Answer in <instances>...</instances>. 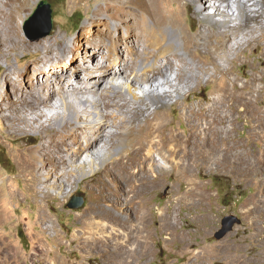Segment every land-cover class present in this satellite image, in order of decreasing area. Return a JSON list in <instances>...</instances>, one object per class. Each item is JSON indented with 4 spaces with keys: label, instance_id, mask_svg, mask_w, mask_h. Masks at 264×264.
<instances>
[{
    "label": "rangeland",
    "instance_id": "rangeland-1",
    "mask_svg": "<svg viewBox=\"0 0 264 264\" xmlns=\"http://www.w3.org/2000/svg\"><path fill=\"white\" fill-rule=\"evenodd\" d=\"M40 1L27 0L25 10L17 18L16 24L24 44L39 39L43 42L46 39L49 42L56 38L63 39L76 53L80 51L75 41L78 34L81 33L85 39L90 34H97L90 23L97 13L101 12L100 18L106 21L112 37H116L126 34L120 15L134 8V5L125 2L127 0H48L53 8L52 29L46 36L29 39L23 26ZM234 2L227 0V24L212 18L216 16L215 7H225L219 0H192V5L188 4V0H164L160 3V15L165 18L166 32L179 33L182 45L179 54L184 57V67H188L192 59L184 50L183 38L193 36L196 44L191 50L197 48L200 51L196 63L200 66L204 63L207 71L198 81L188 80L185 76L177 77L178 73L183 75L177 66L167 71V79L157 74L155 87L161 94L168 92L169 96L163 103L155 105L146 100L145 108L126 107L128 111L136 112V119L124 122L122 128L137 129L143 125L145 116L157 111L161 116L167 115L170 124L166 125V132L169 129V132L175 131L180 135L188 134V117H191L189 109L197 111L199 106L212 108L220 89L231 80H236L238 85L246 82L252 84L250 95L257 98L253 103L254 110L257 109L264 116V17L240 23L236 19ZM247 2L252 4L255 1ZM145 16L149 23L153 22L149 15ZM124 20L129 19L124 17ZM207 27L213 32L208 51L204 49V38L199 36ZM254 28V34L261 38L247 43L249 35L246 33ZM96 36L99 38L100 35ZM10 43L8 45L13 46ZM105 43L109 44V41L105 40ZM84 45L91 47L86 40ZM225 53L231 61L224 56ZM95 56L101 64L107 62L97 50ZM172 56L167 57L177 62ZM43 57V53L22 46L3 52L0 49V105L3 106L0 108V264H45L53 259L67 260L73 264H112L103 251L71 242L74 232L81 229L84 223L89 226L87 234L110 241L111 247L116 243L121 245L120 253H124L127 247L140 245L143 237L148 235V252L141 257L143 264H264V123L257 122L255 113L245 114L241 106L234 109L220 107V111L229 114L224 124L216 125L219 130L227 129L228 120L235 119L231 135L237 139H243L248 130L253 131L254 136L249 141L250 168L236 169L235 159L225 162L220 152H216L211 156L212 161H197L189 169H177L170 165L166 171L159 168L136 169L130 181L107 174L101 190L106 197L113 198L111 205L114 210L124 208L123 213H120L124 217L123 221L113 223L100 215L86 218L85 214L90 212L98 199L103 207L109 203L94 187L79 183L74 177L65 179L63 189L54 185L45 187L44 175L35 186L30 181L34 178L32 165L35 163V167H41L39 159L48 156H41L37 148L44 141V136L50 133V127L60 129L53 122L55 113L41 116L39 120L37 117H24L15 127L10 125L8 119L18 116L19 103L16 100L19 84L27 81V85L33 89L39 86L36 78L28 80L20 74L26 70L27 65H41ZM65 59L68 56L65 55ZM84 63L91 62L87 59ZM222 68L226 70L224 75L219 71ZM49 71L45 69L43 74L38 73L37 76H49ZM165 82H169V85ZM174 85L180 89L175 91L172 87ZM51 88L58 92L55 84ZM137 93H141L140 90ZM111 121L108 120L109 123ZM116 121L119 122L118 118ZM156 121L153 119L151 123ZM39 122L43 123L40 127ZM71 124L68 129L76 127L75 123ZM110 131L117 132L116 129ZM106 138L110 136L106 135ZM122 139L125 143L123 148L127 149L130 148L129 143L136 142L138 137L123 136ZM200 139L203 140V135ZM78 144H85L82 136ZM100 146V143L96 144L97 149ZM76 150L75 167L86 166V163L80 161L83 151ZM34 155L38 157L37 162L33 159ZM153 157L159 165L163 164L159 154L155 153ZM53 164L54 161L50 159L46 161L45 167L52 168ZM98 175L96 172L94 176ZM51 179L56 181L53 177ZM194 184H197L198 192L205 197L197 194L192 196ZM41 189H45L51 197L43 199ZM73 196L82 198V205L77 209H68L66 204ZM119 196H124L127 202ZM125 207H129V210ZM44 216L49 217L52 224L48 219L42 221ZM226 217H234L237 221L230 231L216 239L215 234L222 229V220ZM49 225H54L55 232L61 236L59 242L47 228ZM132 238L135 240L132 241ZM40 240L45 245L44 253L38 248Z\"/></svg>",
    "mask_w": 264,
    "mask_h": 264
},
{
    "label": "bare ground",
    "instance_id": "bare-ground-1",
    "mask_svg": "<svg viewBox=\"0 0 264 264\" xmlns=\"http://www.w3.org/2000/svg\"><path fill=\"white\" fill-rule=\"evenodd\" d=\"M1 1V51L16 50L22 46L44 54L41 65L37 67L27 65L26 70L20 74L21 77L28 80L36 78L39 86L33 89L29 84L27 85V81L19 84L16 100L19 103L18 116L8 118L11 121L10 125L15 127L24 120V117L28 116L37 117L39 120L41 116H47L52 112L55 113L53 122L60 127V129L50 127V133L44 136V141L37 148V152L41 156H48L39 159L41 167H35V163L32 165L34 178L30 181L33 186L44 175L45 187L54 185L63 189L65 179L74 177L77 182H84L90 188L94 187L109 202L107 207H103L98 199L90 212L85 214V217L92 218L94 215H100L109 218L113 223H119L123 221L124 217L120 213H123L124 208L114 210L111 205L113 198L106 197L101 190L107 174H112L123 181H130L135 176L134 171L136 169L154 170L159 168L166 171L170 166L177 169H189L191 165L195 166L197 161L203 162L204 159L212 161L213 157L211 156H214L216 152H220L225 162L235 159L237 161L236 169L252 166L249 141L251 136H254L253 131L248 130L243 139L232 136L235 119L228 120L229 127L227 129L221 128L219 130L220 128L216 127V125L224 124L229 114L224 110L220 111L218 109L220 107L234 109L241 106L243 113L248 115L255 113L257 122L264 123V116H261L257 109L254 110L253 103L257 98L250 95L252 84L248 82L240 85L236 83V80L226 82V85L220 89L219 95L214 100L212 99L213 107L210 109L199 106L198 110L195 111L190 108L189 113L193 119L188 117V134L180 135L175 131L169 132V129L166 132V125L170 122L166 119L167 115L161 116L157 111L150 115L152 116L151 120L150 116H145L144 126L141 125L137 129L122 128L124 122L136 119V112H130L125 109L126 107L145 108L147 106L146 100L155 105L156 103H163L169 96L168 92L161 94L155 87L157 74H160L163 79H167L169 77L167 71L177 66L180 72H183V75L178 73L177 77L185 76L188 80L198 81L207 71L203 66L204 63L201 66L196 63L197 53L200 51L197 48L191 50L196 44L193 36L183 38L184 50L192 59L190 65L184 67V57L179 54L180 49H182L179 33H167L164 26L165 18L160 15V3L164 0L125 1L129 5H134V8L124 12V15H120L126 30V34L123 36L112 37L106 21L100 18L101 12L97 13L95 18L90 20V23L100 36L98 38L97 34H90L85 39L81 33L78 34L75 37L77 46L80 48L78 53L74 52L65 40L57 38L53 42H49L48 39L43 42L39 39L25 45L16 22L20 13L25 10L27 0ZM219 1L225 7H215L216 16L212 18L222 24H227L229 23L227 0ZM247 1L235 0L234 2L237 11L236 19H239L240 23H247L259 16L264 17V0H254L255 2L252 4ZM188 4L192 5V0H188ZM105 12L108 13L107 7H105ZM145 15H149L153 22L149 23ZM124 17L129 20H124ZM255 31L256 28L246 33L247 36L249 35L247 43L261 38L254 34ZM212 33L207 27L205 31L199 34L204 38L206 51L211 48L209 40L213 36ZM221 35L225 36L224 34ZM85 40L91 47H85ZM105 40H108L109 44H106ZM9 42L13 46L8 45ZM95 50L102 54V58L107 61L105 64L99 62L95 56ZM65 55L68 56L67 60ZM168 55H173L177 62L169 60ZM224 56L231 61L227 53ZM87 59L90 60V64L84 63ZM45 69L50 70L49 76H37L38 73L43 74ZM224 70L225 68H222L219 71L223 72L224 75L226 74V70ZM6 79L9 80L8 75H6ZM183 80L182 82H184ZM165 83L169 85V82ZM187 83L188 81L186 85ZM53 84L56 85L58 92H54L51 88ZM175 85L172 87L178 91L180 87ZM138 90L141 93L138 94ZM24 93L28 95H24ZM185 100H188V95ZM1 107L3 106L0 105ZM116 118L119 122L116 121ZM109 119L112 120L111 123L108 122ZM153 119H157V121L151 123ZM71 122L75 123L76 127L68 129V126L72 125ZM39 123L40 127L43 123ZM212 125L215 127L212 128ZM110 129H116L117 132H111ZM106 135H109L110 138L107 139ZM133 135H136L138 140L134 143L130 142V148H123L125 146L122 141L123 136ZM201 135H203V140L200 139ZM81 136L85 144H78ZM98 143L101 145L100 149L96 148ZM120 148L123 149L119 151ZM76 149L83 151L80 161L86 163V166L75 167ZM155 153L162 157V165L155 161L153 157ZM33 159L38 161V157L35 155ZM50 159L54 161V164L52 168H46L45 163ZM262 162L264 165V159ZM96 172L99 173L98 176H94ZM52 177L56 181L53 182ZM40 191L44 193L43 199L51 197L45 189ZM191 192L192 196L197 194L205 197L204 194L198 192L197 184L196 186L194 184ZM119 198L127 202L124 196H119ZM125 209L129 210V207H125ZM46 219L51 222L49 217L45 216L42 221ZM47 228L53 232V238L59 242L61 236L55 232L54 225H49ZM88 229V224L84 223L81 229L74 232L71 242L83 244L88 249L103 251L109 256L112 264H143L141 257L147 255L148 252L146 246L148 235L143 237V243L141 242L140 245L135 244L127 247L124 253H120L121 245L116 243L111 247L110 241L106 242L87 234L89 233ZM135 237L138 236L133 238ZM133 238L132 241L135 240ZM100 242L101 245L98 246ZM38 248L44 253L45 245L41 240ZM66 261L53 259L48 260L45 264H73Z\"/></svg>",
    "mask_w": 264,
    "mask_h": 264
},
{
    "label": "water",
    "instance_id": "water-1",
    "mask_svg": "<svg viewBox=\"0 0 264 264\" xmlns=\"http://www.w3.org/2000/svg\"><path fill=\"white\" fill-rule=\"evenodd\" d=\"M52 10L48 0L39 2L37 9L25 21L24 32L29 39H37L49 34L52 29ZM82 205V198L73 196L67 202L68 209H77ZM234 217H226L222 220V229L215 234V238L219 239L231 230L232 226L236 223Z\"/></svg>",
    "mask_w": 264,
    "mask_h": 264
},
{
    "label": "trees",
    "instance_id": "trees-1",
    "mask_svg": "<svg viewBox=\"0 0 264 264\" xmlns=\"http://www.w3.org/2000/svg\"><path fill=\"white\" fill-rule=\"evenodd\" d=\"M50 8H51V10H53V8H52L51 4H50Z\"/></svg>",
    "mask_w": 264,
    "mask_h": 264
}]
</instances>
